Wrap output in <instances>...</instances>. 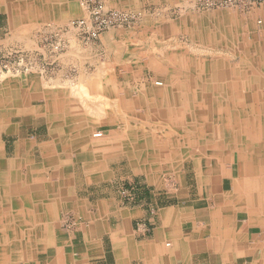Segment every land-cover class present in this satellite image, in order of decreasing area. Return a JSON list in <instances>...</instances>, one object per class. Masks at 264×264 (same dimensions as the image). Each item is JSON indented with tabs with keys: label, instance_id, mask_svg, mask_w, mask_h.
Returning <instances> with one entry per match:
<instances>
[{
	"label": "crops",
	"instance_id": "obj_1",
	"mask_svg": "<svg viewBox=\"0 0 264 264\" xmlns=\"http://www.w3.org/2000/svg\"><path fill=\"white\" fill-rule=\"evenodd\" d=\"M179 1L132 0L123 5L138 7L142 4H174ZM62 3L63 0H0V45L13 35L16 37L17 28L32 29L49 20L59 21ZM260 16L262 29H254L251 26L244 28L237 20L225 18L226 15L220 20L208 16L183 19L178 26H173L176 36L163 38H170L172 43H181L179 38H184L185 44L197 48L194 51L207 50L205 53H211V57L193 54L189 52L190 48L184 49L186 52L181 55V52H176L179 46L174 48V56L166 58V63L162 59L164 65L156 64L152 59L154 56L145 52V55L148 54V63L158 70L161 78L164 79L169 73V77H174L177 83L182 80L183 73L188 72L191 76L192 72H197L199 67L197 68L196 64H200L202 68L218 57L231 70L258 72L262 67L257 65V60L261 61V65L264 62V9ZM195 19H205L208 24L201 25L202 23L199 24ZM240 25L244 30L242 35H239L242 30ZM198 33L203 35L200 40ZM36 34L29 33L26 39L31 41L34 38L36 42ZM129 36L126 31H110L103 34L96 43L87 46L81 45L74 38L70 39L69 45L72 46H69L48 75L27 76L26 80L20 83L21 90L18 93L22 95L17 96L16 90L14 95H8V113L5 119H0L2 162L6 167L20 164L17 172L23 171V182L42 187L45 203L55 205V213L52 215L56 216V224L60 213L65 211L82 220L70 240L60 233L55 237L56 244L65 254L69 264H146V261L147 264H259L260 260H255L264 258L263 248L259 245L261 239L257 238L261 234H257L259 224L249 222L250 216L246 209L235 210L234 205L224 208L223 199L232 190V177H221L219 181L207 182L208 170L198 174L190 163L185 162L182 165L183 161L180 163V159L181 167L160 162L158 165L162 169H153L150 172L142 169L139 173L133 171L136 175L146 173L145 184L134 180L132 183L121 184V170L116 166L118 162L113 159H121L120 163L125 159L132 168L129 157L124 152L128 141L127 135L122 134L124 127L129 124L136 131L147 130L146 125H156L159 123L157 116L163 115V110L157 109L156 102L148 97L147 93L152 87L145 88L143 94L141 91L133 92L126 84L127 77L131 76H127V72H142L141 61L145 63L147 60L134 53L136 49L130 46L132 42ZM214 53L216 56H213ZM231 58L238 59V63L229 65L228 60ZM80 71L125 73L123 85L104 91L106 99L109 97L107 101L115 102L117 113L112 116L109 111L104 117V122H97L103 125L96 127L93 132L102 133L100 139H104L99 142L91 138L96 121L81 113L77 109V103L67 97L66 92L72 91V84H62L60 81L67 72H77V75ZM56 87L59 89L56 90ZM63 87L66 89L62 90ZM7 90L12 91L13 88ZM252 105L234 103L238 110L253 109ZM129 110L134 113L132 117H128ZM111 118L114 121H109ZM90 124L92 130L90 134L85 135V139L89 145H96L98 149L86 145L87 142L79 136L81 131H77L79 125ZM109 125L121 127H117L113 135ZM92 142L97 143L91 144ZM192 154L194 153L191 152ZM47 156L51 160L49 164L44 165V158ZM202 158L205 157L201 156ZM193 161L202 165V160ZM210 161L207 159V163ZM218 161L226 163L223 157ZM185 164L191 165L190 170L197 179L195 193L191 190L193 187L185 182L175 191H163L164 185L162 186L157 174L166 170L178 174L185 173ZM225 167L228 169L227 165ZM232 174L233 177L236 175L233 169ZM122 189L130 191L132 198H121L119 192ZM227 210L229 216H232L229 222L234 227L233 249L237 253L249 251V257L252 259L234 260L224 256L225 251L217 241L215 230L228 221L225 220L224 212ZM48 211L44 217H50ZM42 254L51 255L52 260L46 264H53L55 254L47 251L37 253L29 264H44Z\"/></svg>",
	"mask_w": 264,
	"mask_h": 264
},
{
	"label": "bare ground",
	"instance_id": "obj_2",
	"mask_svg": "<svg viewBox=\"0 0 264 264\" xmlns=\"http://www.w3.org/2000/svg\"><path fill=\"white\" fill-rule=\"evenodd\" d=\"M64 18H67V15H64ZM227 22L229 21L227 20ZM199 24L205 25L201 20H199ZM202 36V33H198L199 40ZM214 59L202 68L200 64H196L200 70L196 68L197 72H192L191 76L188 72L183 73L180 83L174 80L172 85L169 83L161 90L154 88L153 93H147L148 97L156 102L157 109L163 110V115L157 116L159 123L156 125H146L147 130L136 131L132 125L125 126L122 134L127 135L128 141L124 152L128 155L133 169H143L142 171L148 172L153 169H162L158 165L160 162L176 167V162H179L183 154L188 155V157H195L194 159L197 161L202 160V165L198 163L201 166L199 170H208L207 182L219 181L221 177L233 178L232 190L223 199L224 208H229L231 204L234 205L235 210L238 208L240 210L246 209L250 216L249 219L247 217L249 222L261 224L264 223V96L256 91L255 101L248 98V94L255 91V86L260 85L258 84L259 79L254 74L243 72L242 69L231 70L222 63L223 60L220 58ZM257 63L258 66L263 65L264 67V62L261 65L259 59ZM167 74L169 80L174 79V77H169V73ZM192 77L194 78L191 79ZM87 79L85 78L86 81ZM250 95L252 98V94ZM234 103L255 104L252 106L256 115L252 116L245 113V117L242 118L237 115L238 112H233V109L238 110L234 107ZM110 105L112 104L110 103ZM92 107L95 106L92 105ZM117 107L119 106L117 105ZM4 108L6 107L4 106ZM84 109L86 108L84 107ZM7 113L8 111L5 114ZM89 114L87 115L91 117ZM111 119L109 121H114ZM78 127L77 131H81L79 136L86 143L85 135L90 134L92 125H79ZM94 134L92 132L91 137ZM80 143L83 142L80 141ZM94 143L97 142L91 144ZM89 144L86 143L91 148L98 149L96 145ZM191 151H194L192 152L194 154L191 155ZM48 156L44 158V165L49 164L51 160ZM201 156L205 158L201 159ZM222 157L226 162L225 164L218 161ZM206 158L211 161L207 163ZM18 165L20 164L16 163L6 167L7 165L2 162L0 157V264H29L30 260L35 259V253L45 251L54 252L53 264H69L65 259V254L60 251L56 244L57 234H55L54 227L57 220L55 219L56 216L52 215L55 213V205L45 203L41 186L23 182L17 172ZM226 165L228 169H226ZM232 169L236 172L234 177ZM199 170L197 171L198 174H200ZM47 211L49 218L44 217ZM224 212L226 213L225 220L228 219V221L224 225L222 223V226H219L220 229L215 230V233L218 235L217 241L225 251V253L223 252L224 256L234 259L229 254V252H235L233 249L235 247L232 246L234 227L229 222L232 216H229V210ZM235 253L238 257L241 254H250L249 251ZM256 260H260L259 264H264V258L261 257Z\"/></svg>",
	"mask_w": 264,
	"mask_h": 264
},
{
	"label": "rangeland",
	"instance_id": "obj_3",
	"mask_svg": "<svg viewBox=\"0 0 264 264\" xmlns=\"http://www.w3.org/2000/svg\"><path fill=\"white\" fill-rule=\"evenodd\" d=\"M127 1H132V0H104L106 6L110 9L115 8V9H119V10L133 12V13H136L139 15L137 22L132 24L130 27L123 28V29H113L110 31H113V32L126 31L130 35L129 38L132 42V45H130V46L133 49H136V52L134 50V53L140 55V57H143L145 59H147L148 54H150L151 56L153 55L154 58H152V59L156 62V64L160 63V64L164 65L163 61L166 63V60H167L166 58L172 57L173 53L175 52L174 48H179V46H180V48L176 52H179V53L181 52L180 53L181 55L185 54L186 50L188 48H190L189 52H192L193 54H196V55L202 56V57L203 56L204 57H206V56L211 57V53H205V52H207V50L206 51L203 50L204 52L194 51L195 47L190 46L189 44H185L184 38H179V42H181V43H172L170 41L171 40L170 38H169V40L167 38H163V37L176 36L177 34L173 31V28L175 26H178L179 23L181 21H184L186 18H189V17H194V18L195 17H201V18H203L205 16H208L210 18L212 17V19L215 18V19L220 20L222 16L226 15L227 17H225V18H227L229 20H231L232 18L234 20H237L239 22V24H242V26L244 28L246 26H251L254 29L255 28H257V29L261 28L262 29L263 28V26H262L263 23L261 25H259V24H257V21L260 20L262 22V20L259 18L262 16V15L260 16V14H261L262 10L264 9V4L259 6L258 9H256L254 13L247 15V14H243V12H240L236 9L232 10V9L218 8V9L211 10V11H201V10H198L197 7L195 8V1L196 0H180L179 2H175L174 4H172V3H164V4H162V3L161 4H155L154 3V4H144V5L142 4L138 7H130V6L123 5V3L125 4V2H127ZM116 3H118L119 5H116ZM53 5H55V2ZM60 11H62V14L60 15L59 21L49 20V21H46V22H43L42 24H40V26L32 28V29L17 28L16 37L13 35L11 37V39L6 41L3 45H0V51L6 52L7 48H9V47L12 48L13 46L19 47V48L24 49V50L25 49L31 50L36 45V43L40 37L39 32L47 33L48 31H50L52 29H57V28L65 26L66 23L73 20L74 18H81V17H84V15H85L83 10L78 5V0H66V1L63 0L62 10H60ZM64 15H67V18L63 19ZM195 20L199 21L200 19H195ZM201 21L204 22L205 25L208 24V21L205 19H203ZM45 25H47V26H45ZM48 26L50 29L47 28ZM242 26L241 25L239 26V28H242V30L239 31V35H242V33H244ZM110 31H108V32H110ZM31 32H33V33L36 32L38 34V35L36 34L37 35L36 42L34 41V38H32L31 41L29 39H26L27 34H29ZM106 33L107 32H105L103 34H106ZM32 35H34V34H32ZM191 48L193 50H191ZM184 49H186V50H184ZM145 52L148 54L145 55ZM186 56H187V53H186ZM213 56H216V54ZM155 57H156V59H155ZM218 58H220V57H218ZM162 59H164V60L162 61ZM214 60L215 59H213L212 61H214ZM220 60H222V59L220 58ZM145 61H146L145 63H144V61H141V62H143V64H141L143 71L142 72H127V74H126L127 76L131 75V76H128L127 79L124 78V74H125L124 72H98L99 74L97 72H95V74H94V72H78L77 75H76L77 72H67L65 77L60 78L61 79L60 81L62 82V84H64V83H66V84L71 83L72 84V91L69 94H68V92H66V95L68 98H70L71 100H73L74 102L77 103V107H78L77 109L81 113H84V111H85V114L87 115L90 112L89 115H91V117L87 115L89 119L95 120L96 123L98 121L104 122V120H105L104 117H105V115H107V113L109 111L112 115H114L115 111H117V110H115L116 109V107L114 105L115 102L112 101L111 102L112 105H110V102L107 101L106 97L104 96V91L106 89H111V88L113 89V86L120 87V85L124 84V82H125L124 79H126V84L129 85L128 87H131L133 89V92L136 91L139 93L141 91V93L145 94L144 93L145 88L147 89V88L152 87V89H150L149 92L153 93L154 88L161 90V88H164L165 85H167L169 83L172 85L173 81L174 80L176 81V79L169 80L168 76L165 77L164 79L161 78L158 70H155L151 65H149L151 63H148V59ZM237 63H238V59L236 60L234 58H231L230 60H228L229 65H232V64L236 65ZM261 67H262L261 70L258 72H250L251 74H254L257 77V79H259L258 84H260L258 86H255L254 92H250V94H252V98H251V95L248 94V98L252 101L256 100V97H255L256 91L264 96V67H263V65ZM49 73L50 72H48V74ZM34 75H39V74L34 73ZM90 75H92L93 77ZM101 75H102V77H101ZM27 76H29V75L17 76V75L6 74V73L0 74V104H1V106H0L1 107L0 108V116H1L0 119L1 120L6 118L5 113L8 111L7 104H6L8 99H9L8 95H14L15 93H13V92H14V90H16L17 91L16 95L21 96L22 94L18 93V91L21 90L20 83L24 82L26 80ZM80 76L81 77L83 76V77L81 78ZM85 78L86 79L88 78L87 81L85 80ZM193 78L194 77H192L191 79H193ZM111 80H112V84H111ZM106 84H108V85H106ZM7 88H9V89L13 88V90L8 91ZM55 89L58 90L59 87H56ZM65 89H66V87H63L62 90H65ZM252 89L254 90V88H252ZM81 93H82V95H79ZM89 104H90V106H89ZM92 105L95 107H92ZM99 105H101V106H99ZM230 105H232V104H230ZM4 106L6 108H4ZM86 106H88L89 108L91 107V108L90 109L88 108L89 109L88 110ZM84 107L86 109H84ZM242 107H244V106H242ZM83 109H84V111H83ZM243 110H245L246 112H244ZM92 112H93V114H91ZM233 112H235V113L238 112L237 115L241 116L242 118L245 117V115H246L245 113L250 114L252 116L256 115V111L254 108L253 109H251V108L239 109L236 111L233 109ZM128 115H129L128 117H132L134 115V113H132V110H129ZM99 116H101V117H99ZM98 124L99 123H97L96 126H93L92 132H94L96 127L101 125V124H99V125ZM101 126H103V125H101ZM117 127H121V126L109 125L108 128L111 130V134H113V135L115 134ZM91 138H92V140L94 139L95 141H101L104 139V137L101 139L100 138H93V137H91ZM223 146H224V144H223ZM191 152H194V151H191ZM184 155L185 154H183V157H181L180 163L183 161L182 162V165H183L185 162H188L194 167L195 170L196 169L199 170V168L201 166L198 163L196 164L195 161H193V159L195 157H192V156L188 157V155H185V156ZM172 157L174 158L173 154H172ZM120 160L121 159H117V160L113 159L114 162L115 161L118 162L116 166L118 169L121 170L120 176L123 178V180L121 181L122 185L125 184V182L132 183L133 180L137 181V182H144V184H145L146 173L145 172L143 173L140 171V173H143L144 175H141V174L136 175L135 174L136 172L139 173L138 171L142 170V169H136V168L133 169V167L131 168L125 159L121 163H120ZM5 163L9 164L8 162H5ZM177 163H179V162H176V167H181L180 164H177ZM165 165H167V164L165 163ZM191 165L185 164V168H186L185 173L180 172L178 174V173H175L173 171L166 170V169H165L166 172L164 171L161 174L158 173L157 175L160 176L159 178H160V181L162 182V186L164 185V188H165L163 191H168V189H172L173 191H175V190H177V187L181 183L185 182L189 186L193 187L191 190H192V192L195 193V187H196V183H197L196 180L197 179L194 176V173L191 172V170H190ZM116 166L114 165V167H116ZM18 174L20 175L21 178L24 177L23 171L21 173H18ZM230 205H229V207H231ZM238 210H239V208H238ZM262 217H263V215H262ZM67 218L68 219L72 218L73 220H75V224L73 227L67 228V225L69 223ZM81 223H82V220H80L78 218V216L73 215L72 213L67 212V211L61 212L59 217H58V222L54 227L55 228V234L60 233L66 239L70 240L72 234L75 232L76 228H78L80 226ZM257 234H260L257 238L261 239V243H259V245H260V247L262 246V248H263L262 250L264 251V223L257 225ZM229 249L231 251V248H229ZM49 252L54 254L53 251H49ZM38 253H40V252H38ZM229 254H231V256H233L234 259H237V258L241 259V260L252 259V257L251 258L249 257L250 254L248 255V253L241 254L239 257L233 251L231 253L229 252ZM42 255H43L44 264H46L48 261L52 260L51 255H46V254H42ZM34 257H36V253L34 254Z\"/></svg>",
	"mask_w": 264,
	"mask_h": 264
},
{
	"label": "built area",
	"instance_id": "obj_4",
	"mask_svg": "<svg viewBox=\"0 0 264 264\" xmlns=\"http://www.w3.org/2000/svg\"><path fill=\"white\" fill-rule=\"evenodd\" d=\"M264 0H196L195 8L201 11H211L218 8L236 9L243 14H252ZM79 7L84 12V17L73 19L65 26L52 29L47 33L41 32L36 45L31 50H24L13 46L6 52L0 51V74L48 75L55 68L61 56L69 48V40L75 39L83 46L96 43L100 36L113 29L128 28L138 20V14L110 9L104 0H78ZM257 24H261L258 20ZM48 29L49 26L47 27ZM101 132L95 133L94 138H100ZM123 199L132 198L133 194L125 189L120 190ZM67 228L75 224V220L67 218Z\"/></svg>",
	"mask_w": 264,
	"mask_h": 264
}]
</instances>
